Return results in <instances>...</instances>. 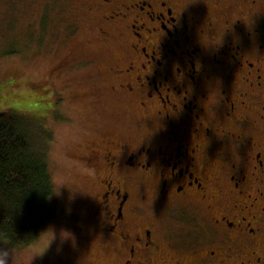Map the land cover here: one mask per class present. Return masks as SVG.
I'll return each instance as SVG.
<instances>
[{
    "label": "flooded vegetation",
    "instance_id": "1",
    "mask_svg": "<svg viewBox=\"0 0 264 264\" xmlns=\"http://www.w3.org/2000/svg\"><path fill=\"white\" fill-rule=\"evenodd\" d=\"M91 3L126 120L77 147L89 184L59 225L87 264H264V0Z\"/></svg>",
    "mask_w": 264,
    "mask_h": 264
},
{
    "label": "rangeland",
    "instance_id": "2",
    "mask_svg": "<svg viewBox=\"0 0 264 264\" xmlns=\"http://www.w3.org/2000/svg\"><path fill=\"white\" fill-rule=\"evenodd\" d=\"M91 5V0H0V112L38 113L34 117L50 139V203L56 215L32 245L8 246L10 264H87L85 238L73 232L72 241L60 238L71 227L59 221L77 213L89 184L71 159L89 134L117 130L126 120L124 106L99 84L100 75L105 73L106 82L108 68L119 63L122 44L114 34L98 36L100 13L88 10ZM60 66L67 68L64 74ZM51 230L54 238L39 254Z\"/></svg>",
    "mask_w": 264,
    "mask_h": 264
},
{
    "label": "trees",
    "instance_id": "3",
    "mask_svg": "<svg viewBox=\"0 0 264 264\" xmlns=\"http://www.w3.org/2000/svg\"><path fill=\"white\" fill-rule=\"evenodd\" d=\"M37 114L0 112V240L14 249L45 235L56 216L50 203V139Z\"/></svg>",
    "mask_w": 264,
    "mask_h": 264
},
{
    "label": "clouds",
    "instance_id": "4",
    "mask_svg": "<svg viewBox=\"0 0 264 264\" xmlns=\"http://www.w3.org/2000/svg\"><path fill=\"white\" fill-rule=\"evenodd\" d=\"M221 37L214 44H202V45L205 48L217 46L221 42ZM210 90H211V88H209V91ZM53 238H54V235H53V232L51 230V237L48 239L46 245L43 247V249L40 251L39 254H42L48 248V246H49L50 242L53 240ZM60 238L62 240H68V241H72L73 240L72 233L70 231H67V230H62L60 232ZM36 255H38V254H36ZM10 258H11L10 257V248L7 246V242H5L4 240H0V264H10Z\"/></svg>",
    "mask_w": 264,
    "mask_h": 264
}]
</instances>
